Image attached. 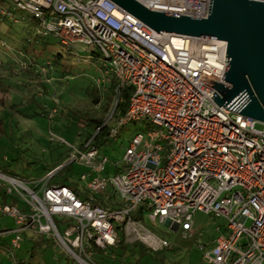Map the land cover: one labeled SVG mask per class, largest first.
Instances as JSON below:
<instances>
[{"label": "built area", "instance_id": "2783aa9c", "mask_svg": "<svg viewBox=\"0 0 264 264\" xmlns=\"http://www.w3.org/2000/svg\"><path fill=\"white\" fill-rule=\"evenodd\" d=\"M136 1L151 11L202 19L210 6V0ZM9 3L36 20L37 35L54 37L68 54L76 44L98 50L118 95L121 88L132 90L113 138L130 123L153 127L135 135L115 174L91 141L76 151L90 199L68 185H46L40 196L0 173V184H9L6 194L32 210L0 203V214L15 223L0 231V238L12 235L0 252L14 257L27 232L55 239L75 264H98L97 252L121 239L162 252L171 245L162 227L189 236L203 212L227 222L203 264H264V128L212 99L218 94L213 81L231 88L223 79L228 42L158 33L112 0H0V13L14 20ZM100 195L107 205L98 202ZM56 216L65 219L63 232Z\"/></svg>", "mask_w": 264, "mask_h": 264}, {"label": "rangeland", "instance_id": "374dc122", "mask_svg": "<svg viewBox=\"0 0 264 264\" xmlns=\"http://www.w3.org/2000/svg\"><path fill=\"white\" fill-rule=\"evenodd\" d=\"M9 5L15 19L0 17V38L4 39L0 43V166H9L19 175L15 177L18 181L40 196L46 185L66 181L72 189H79L83 199H90L81 180L86 169L74 156L96 133L86 125L87 119L100 120L110 130L117 127L119 95L111 88L112 77L100 66V57L96 63L81 62L80 57L89 56L93 47L76 44L72 49L78 56L68 55V48L57 39L37 35L38 24L29 13ZM59 53L64 56L60 62L56 61ZM152 127L148 122L130 123L116 139L103 145L101 149L109 158L107 168H115L122 161L136 134ZM257 128L263 129L264 124L259 122ZM68 165L71 168L65 169ZM6 188L9 184L1 182L0 190ZM111 198L118 201L114 194ZM18 205L31 214L23 200L19 199ZM3 218V224L12 222L11 217ZM64 220L55 217L62 232ZM226 225L224 219L198 212L189 236L162 227L171 243L162 252L140 256L132 244H127L126 252L99 251L96 260L98 264H203L204 254L225 233ZM22 238L21 249L14 250V257L6 250L0 252V264H75L55 239L35 232H27ZM3 242L0 239V245Z\"/></svg>", "mask_w": 264, "mask_h": 264}, {"label": "water", "instance_id": "95a60500", "mask_svg": "<svg viewBox=\"0 0 264 264\" xmlns=\"http://www.w3.org/2000/svg\"><path fill=\"white\" fill-rule=\"evenodd\" d=\"M153 30L228 42L223 77L213 81L219 107L264 124V0H210L207 18L156 12L136 0H112Z\"/></svg>", "mask_w": 264, "mask_h": 264}, {"label": "trees", "instance_id": "16d2710c", "mask_svg": "<svg viewBox=\"0 0 264 264\" xmlns=\"http://www.w3.org/2000/svg\"><path fill=\"white\" fill-rule=\"evenodd\" d=\"M0 17L3 20H8V21H13L12 19H10L8 16L3 15L0 13ZM54 38V37H53ZM3 38H0V43L3 44ZM68 54V53H67ZM68 55H74L75 56V52L73 51V54H68ZM62 57H64L62 54H58L56 56V61L60 62L62 60ZM98 57L101 58L100 53L98 50L93 49L89 56H86L84 58L80 57L81 62H87V63H91L92 61H94L96 63ZM100 66L104 69L103 65L100 64ZM111 88L116 91L118 84L116 79L111 78ZM132 94V90L130 88H121L120 89V94H119V101H118V105H117V109H116V116L117 119H120L122 116H124L126 114V112L128 111L129 108V100ZM86 125L90 128H94L96 133L94 135H91L90 138L91 140V144L95 145L96 147L101 148L103 145L107 144L108 142L112 141L113 137H112V130H110V128L107 125H104L102 121L100 120H94V119H87L85 121ZM124 127H120L118 129V133H120L121 129ZM119 136V134H118ZM117 136V137H118ZM116 139V138H114ZM84 148V145L81 147V149ZM71 165H68L65 167V169H70ZM0 173L11 176V177H19V175H17L16 173H14L9 166L6 165H2L0 166ZM66 181H64V183H62L61 185H68L65 183ZM60 185V184H59ZM80 195L82 194L79 189H75ZM103 198H99L100 203L105 204L104 200H102ZM143 214L142 209H139L138 212H136L135 214H133V217L138 219L139 217H141V215ZM133 246V251H136L137 253H139L140 256H153L154 253H158V252H154L150 249H148L147 247H145L143 244L136 242L134 244H132ZM116 249H123V252H126V250L129 249V246L127 244H123V239H121V241L119 242V244L117 245V247L112 248L110 250H113L116 252ZM109 251V250H108ZM108 251H104V252H108ZM110 254V253H108Z\"/></svg>", "mask_w": 264, "mask_h": 264}, {"label": "crops", "instance_id": "0c3cea01", "mask_svg": "<svg viewBox=\"0 0 264 264\" xmlns=\"http://www.w3.org/2000/svg\"><path fill=\"white\" fill-rule=\"evenodd\" d=\"M4 143V142H3ZM108 169V168H107ZM108 172H109V174H115V173H118L119 172V170L117 169V168H109L108 169ZM80 196H82V194L80 195ZM103 198L105 199V197L103 196ZM19 202V201H18ZM18 202L16 201V198L15 197H13V196H10V195H8V194H6V191H1L0 190V203H3V204H5V203H9V204H13V205H18ZM104 205H107V203L108 202H105L104 201ZM103 204V203H102ZM110 204V203H109ZM3 217H5L4 215H2V214H0V231H5V230H7V229H9V230H11V229H13L14 227H15V223H14V221H13V219H12V222L10 223V224H6V223H2V221H3ZM12 235H5V237H2V238H0V239H2L4 242H3V246H7V244L10 242V238H12L11 237ZM38 241H36L35 240V243H37ZM21 249V248H20ZM19 249V250H20ZM21 263H23V261L22 262H20V264ZM24 264V263H23Z\"/></svg>", "mask_w": 264, "mask_h": 264}, {"label": "bare ground", "instance_id": "6f19581e", "mask_svg": "<svg viewBox=\"0 0 264 264\" xmlns=\"http://www.w3.org/2000/svg\"><path fill=\"white\" fill-rule=\"evenodd\" d=\"M12 183H13V181H11ZM24 189H27V187L26 186H24V185H21Z\"/></svg>", "mask_w": 264, "mask_h": 264}]
</instances>
